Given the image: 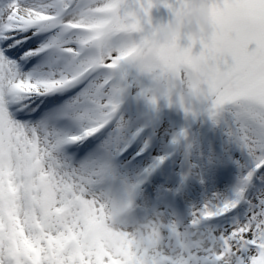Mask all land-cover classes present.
<instances>
[{
    "label": "rangeland",
    "instance_id": "374dc122",
    "mask_svg": "<svg viewBox=\"0 0 264 264\" xmlns=\"http://www.w3.org/2000/svg\"><path fill=\"white\" fill-rule=\"evenodd\" d=\"M93 1L96 0L80 3L87 6ZM249 1L255 2L254 9L260 6L262 11H252L248 0H109L107 9L101 12L104 31L75 36L85 41L86 56L92 57L88 64L82 62L75 68V77L84 81L78 90L70 85L68 92L63 90L52 100L56 103L61 99L60 103L69 107L73 97L80 93L82 103L93 111L92 127L97 129L117 109L113 123L84 151H94L98 142L108 143L106 152L114 161L116 153L135 137L133 149L115 168L102 174L112 177L120 191L136 194L140 173L152 166L155 171L162 168L156 182L163 191L155 194L153 188L154 196L159 201L162 195L165 200L166 193L180 188L177 179L189 176L190 165L198 163L195 153H200L202 169L207 163L220 164L239 176L249 177L246 189L250 188L249 194L257 200L256 206L264 204V5H261L264 0ZM64 7L62 3L60 13H64ZM22 36L23 33H18L16 43L8 47L19 44L18 40L24 41ZM72 37L67 36L48 47L55 46L59 55L74 54L63 42ZM109 44L115 45L111 50L114 54L109 58L112 60L102 62L99 52ZM42 46L41 41L29 43L18 51L16 58L21 62L22 56ZM129 55L133 56L132 69L144 72L143 85L133 89L119 69V62ZM97 61L95 73L85 76ZM65 79L57 80L55 87ZM59 114L71 115L70 111H55L50 117ZM80 129L70 133L80 135L88 127L82 125ZM66 135L56 138L57 148ZM181 150L186 154L184 164H166ZM141 153L144 159L133 161L132 157ZM11 161L13 158L9 163ZM40 165H34L35 172L40 171ZM25 172L31 177L33 169ZM12 177L6 179L8 193L13 188ZM44 179L34 189L28 181L23 192L21 189V204L26 208L34 207L41 220L44 215H68L66 194L59 196L55 184L46 183ZM85 185L89 186L88 182L85 181ZM208 192H211L208 202L212 204L221 202L224 196L217 188ZM86 193L74 200L72 219L79 240L97 247L98 252L103 251L105 257L92 259L95 264H223V258L236 245L243 250L234 253L227 263L243 264L245 259L241 253L248 246L264 244V234L253 235L245 243L241 238L238 240L235 233H226L232 220L225 221L223 229L210 233L196 232L203 227L201 220L183 222L177 217L175 222L154 229L149 221L137 217L140 213L133 208L132 220L115 222L108 215L103 217L100 202ZM146 195L152 202L149 192ZM191 197L192 194H188V198ZM124 208L117 205L112 217L118 218ZM233 208L238 211L232 214L240 230L246 224L249 228L257 224L254 216L249 222L241 217L247 212L245 204L236 202ZM217 215L209 218L220 227ZM11 224H6L7 229ZM112 224L115 226L110 229L108 226ZM15 238L16 235H8L6 241L14 246ZM41 238L28 239L32 245L26 255L28 264L35 255L40 256L34 244ZM161 247L177 248L179 255L171 257L167 249ZM196 251L201 255L197 257ZM4 252L7 259H15V252Z\"/></svg>",
    "mask_w": 264,
    "mask_h": 264
},
{
    "label": "bare ground",
    "instance_id": "6f19581e",
    "mask_svg": "<svg viewBox=\"0 0 264 264\" xmlns=\"http://www.w3.org/2000/svg\"><path fill=\"white\" fill-rule=\"evenodd\" d=\"M80 1L0 0V264H28L26 255L27 251L32 248L28 239L38 236L42 238L34 244L40 253L37 264H95L92 261L94 257L96 259L103 258L105 255L103 251L98 252L97 247L88 242L82 243L77 237L75 232L77 227L72 219L74 200L87 191L86 195L93 199L97 198L100 202L103 217L108 215L115 222L121 220L112 217L117 205H122L132 212L136 203L137 195L120 191L118 187L116 188V184L108 183L107 177L102 175L116 167V163L110 160V155L108 151L106 152L109 147L108 143H104V145L98 142V145L94 146V151L85 152L75 165V163L67 161V155L57 148L55 142L59 135L69 134V130L73 131L80 129L82 125H87L88 129L84 134L76 137L77 139L82 137L80 139L82 142L84 136H90L84 144V147H87L90 142L99 139V134L112 123L99 132L92 127L93 111L85 103H82L80 93L73 97L69 107L64 104H49L46 108L41 109L36 107V102L31 96V93L41 92L44 97L55 87L54 83L60 78L66 79L56 89H66L65 92H68V86L72 85V89L78 90L81 85L83 79L75 77V68L82 62L88 64L92 57L86 56V50L83 49L85 41L75 36L77 34L88 36L96 31H104L105 22L101 12L107 9L109 0H96L87 6L81 4ZM62 3L69 6L65 14L60 13ZM62 18L64 19L61 20ZM60 23H64L62 27L56 26ZM22 32L24 36L20 38L25 40L9 48L10 44L16 43L15 38L18 33ZM27 36L28 39H26ZM66 36H73L70 40L63 42L70 46L73 53L77 55V59L73 58L74 54L59 55L54 46L47 48L51 43L62 41ZM37 41H41L43 46L39 48L45 47V51L41 53L42 51L38 49L29 58L30 64L26 68L22 67L16 58L18 51L25 45ZM122 42L120 41V44ZM114 47L115 45L111 44L104 46L99 52V60L111 61L112 59L109 58L112 57L111 54H114L111 52ZM132 58L133 56L129 55L119 62L122 77L131 89L142 86L144 81L143 69H132L130 63ZM98 63L99 61L87 71L85 76H89L91 72L95 73ZM35 108H37L35 110L36 117L34 120H29L26 116L30 110ZM16 109L21 112L18 117L12 114ZM54 110L70 111L71 126L64 128L51 123L49 114ZM132 143H134L133 148L136 143ZM200 156V153H195L198 163L190 165L187 181V177L184 180L177 179L181 187L180 193L188 201L186 215L181 221L201 220L203 227L197 228L196 232L210 233L223 229L225 220L228 222L232 220L226 233L228 232L230 235L235 233L237 239L241 238L245 243L253 235L264 234V204L256 206L257 200L252 195L250 196V188L246 189V183L250 178L239 176L231 168L220 164L207 163L205 169H202L199 166L200 158L198 157ZM11 158L13 161L9 163ZM185 159L186 154L181 150L172 156L166 164H184ZM39 163H41V169L39 172L38 170L35 172L34 165L39 167ZM32 169L33 172H31ZM25 170L31 172V177H28ZM144 172L146 176L142 177L141 175L139 183L149 180L152 187L155 188V194L156 192L162 194L163 190L156 182L161 175L162 168L155 171L151 166ZM18 174L21 176L17 177ZM7 176H13L10 181L13 188L9 190V193L6 191ZM40 178H45L46 183H54L59 196L64 197L66 194L68 209H70L68 215H44L41 220L34 207L26 208L21 204L22 201L19 198L21 189L23 192L28 181L34 189L41 182ZM85 181L90 187L85 185ZM212 188H217L219 192L224 193L221 202L215 204L208 202L211 194L208 191ZM193 190L194 192H191ZM188 194H192V197L188 198ZM160 197L159 201L157 199L155 202H150L144 193L136 204L143 208V219L149 221L150 227L154 229L162 228L165 223L175 222V217L178 220L181 218L164 204L163 196ZM236 202L247 206V212L241 215L244 221L249 222L253 216L257 220V224L255 223L253 228H249V224H246L241 230L238 227V222H235L236 218L232 214L237 211L236 208H233ZM138 210L140 209H136V212ZM224 212L226 213L224 223L218 227L209 217ZM133 213L135 214V210ZM6 219L8 222L5 221ZM17 221H19L18 225H16ZM10 222L12 224L7 229L6 224H10ZM113 226L115 225L112 224L108 227L111 229ZM110 234V232L106 233L107 237ZM8 235L17 236L14 246L7 243ZM74 246L78 250H74ZM235 247L229 252V255L223 258V264H229L227 262L231 256L237 251L239 254L240 250H243L238 249L237 245ZM165 249L171 257L173 254L176 257L179 255L177 248L166 247ZM4 250L15 252V259L13 261L7 259ZM194 254L197 257L201 255L197 251ZM241 254L245 259L243 264H264V249L248 246L247 250Z\"/></svg>",
    "mask_w": 264,
    "mask_h": 264
}]
</instances>
